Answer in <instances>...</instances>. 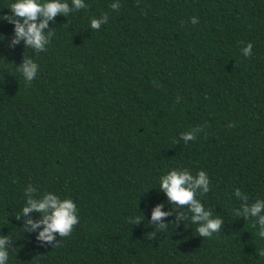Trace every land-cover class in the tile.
Returning <instances> with one entry per match:
<instances>
[{"label": "trees", "instance_id": "obj_1", "mask_svg": "<svg viewBox=\"0 0 264 264\" xmlns=\"http://www.w3.org/2000/svg\"><path fill=\"white\" fill-rule=\"evenodd\" d=\"M9 3L0 0V16ZM85 4L49 22L43 52L11 45L12 25L0 21V235L12 240L9 264H264L255 218L234 214L242 201L233 195L264 200V0ZM102 14L107 23L91 29ZM29 58L38 71L26 83L16 66ZM197 128L194 140L180 139ZM176 168L207 173L209 191L197 198L223 221L211 237L177 220L182 209L159 189ZM29 184L36 192L25 193ZM46 192L78 209V223L52 247L26 230L39 213L17 219L26 195ZM157 204L170 213L165 229L150 222Z\"/></svg>", "mask_w": 264, "mask_h": 264}, {"label": "clouds", "instance_id": "obj_2", "mask_svg": "<svg viewBox=\"0 0 264 264\" xmlns=\"http://www.w3.org/2000/svg\"><path fill=\"white\" fill-rule=\"evenodd\" d=\"M118 2H113L112 10L119 8ZM85 0H10L6 7L10 14L0 16V21L12 25L11 45H17L23 41L24 47L32 49L34 52H43L49 45L52 31H45L49 22L57 15L67 17L70 12L86 8ZM108 17L105 14L97 18H91L89 27L98 30L102 24L107 23ZM192 24L197 23L195 17L190 19ZM2 37V36H0ZM3 40V39H2ZM241 53L244 57L252 54V44L247 43ZM17 67L18 72L26 83L35 79L38 65L32 58L24 59ZM200 129L180 133V139L185 143L195 139V134ZM209 177L206 172L199 170L192 175L187 169H171L158 179V187L164 193L169 204L182 209L177 214V220L186 219L197 225L196 232L199 237H211L219 232L223 223L219 216H213L212 212L204 207L198 196H202L209 191ZM36 189L32 185L25 188V193H34ZM234 196L242 201L240 208L234 210L236 216L243 218H255L254 227L258 228V235L264 239V200L257 199L251 204L248 197L235 189ZM187 205V209L183 206ZM163 204L155 205L150 212V222H156L159 229H165L166 224L163 219L170 215L169 212L162 211ZM30 212L40 214V219L32 221L26 219L27 231L36 232L35 239L41 245L54 246L56 237L69 235L73 226L78 223V209L74 201L70 198H61L52 192H46L39 198L26 195L25 204L20 215L27 217ZM141 220L131 218L132 224ZM38 229V231H37ZM12 241L7 235H0V264H9V250ZM258 255L264 257V248L258 250Z\"/></svg>", "mask_w": 264, "mask_h": 264}]
</instances>
